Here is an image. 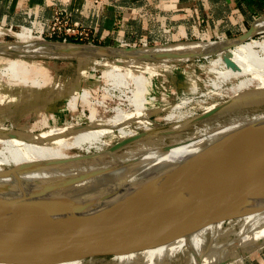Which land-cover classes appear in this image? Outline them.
<instances>
[{"label": "bare ground", "instance_id": "1", "mask_svg": "<svg viewBox=\"0 0 264 264\" xmlns=\"http://www.w3.org/2000/svg\"><path fill=\"white\" fill-rule=\"evenodd\" d=\"M3 30L0 29V34ZM263 30L264 17L254 25L252 34ZM13 34L16 41L0 42V54L51 57L118 55L143 60L209 55L220 51L223 58L240 59L247 65H255L251 71L257 73L262 81L256 89H264V57L255 51L259 47L264 52V43L245 35L215 42L107 48L51 41L32 34L29 29ZM250 38L251 41H245L225 54L228 46ZM126 117L129 116H125L124 121L123 114H119L109 123H92L80 130L67 128L64 134L53 128L40 134L19 132L14 137L0 138L4 143L0 151V166H14L6 177L0 178V201L13 202L23 213L43 222L77 220L86 229L99 227L114 220L150 187L165 178L198 168L225 153L236 152L239 155L264 131V115H260L245 128L243 125L242 128L217 130L216 133H212L209 127L199 128L183 137L175 136L171 143H167L164 136L135 141L132 143L136 147L133 155H116L121 142L93 156L73 157L64 150V141L59 136L76 134L79 144L96 140L110 129L120 127L121 120L128 121ZM254 124L258 125L251 126ZM123 134L125 136V132ZM46 173L50 178L58 179H44ZM248 182L250 186L264 189V169L249 177ZM237 241L242 248L264 242V200L237 204L217 214L183 221L112 251L117 264H223L222 257ZM86 257L50 252L0 234V264H85Z\"/></svg>", "mask_w": 264, "mask_h": 264}, {"label": "rangeland", "instance_id": "2", "mask_svg": "<svg viewBox=\"0 0 264 264\" xmlns=\"http://www.w3.org/2000/svg\"><path fill=\"white\" fill-rule=\"evenodd\" d=\"M237 37L219 36L203 41L199 38L183 41L167 38L163 43L165 45L126 41L131 44L129 46L123 40L108 45L90 39L69 42L128 48L170 46L180 42H215ZM252 39L264 43V32L257 33ZM252 39L228 46L225 54ZM10 41H16V38L0 34V42ZM255 51L264 57L259 47ZM13 65L15 69L10 68ZM254 67L244 60L223 58L220 51L209 55L143 60L118 55L51 57L1 54L0 138L14 137L19 132L40 134L53 128L60 129L62 134L67 128L80 130L92 123H109L123 114L124 121L125 116H129L126 117L129 120H121L120 127L103 133L99 140H86L79 144L76 134L65 133L59 137L64 141V150L73 157L93 156L124 141L116 155H133L136 147L132 143L135 141L164 136L167 137L166 142L171 143L175 136L183 137L199 128L209 127L212 133L233 127L242 128L243 125L245 128L255 117L264 115V89H256L262 81L257 73L251 71ZM3 148L4 143L0 141V151ZM11 168L14 166L1 165L0 171ZM44 179L55 181L58 177L50 178L47 174ZM261 244L264 242L243 248L238 241L231 244L228 253L222 257L223 264L244 261L253 247ZM115 256L113 251L89 255L85 264H117Z\"/></svg>", "mask_w": 264, "mask_h": 264}, {"label": "water", "instance_id": "3", "mask_svg": "<svg viewBox=\"0 0 264 264\" xmlns=\"http://www.w3.org/2000/svg\"><path fill=\"white\" fill-rule=\"evenodd\" d=\"M252 30L244 33L246 38L255 35ZM262 169L264 131L239 155L225 153L198 168L165 178L114 220L99 227L86 229L77 220L43 222L23 213L13 202L0 201V234L63 255L102 254L183 221L264 200V189L248 182ZM10 171L0 172V178Z\"/></svg>", "mask_w": 264, "mask_h": 264}, {"label": "crops", "instance_id": "4", "mask_svg": "<svg viewBox=\"0 0 264 264\" xmlns=\"http://www.w3.org/2000/svg\"><path fill=\"white\" fill-rule=\"evenodd\" d=\"M56 8L79 20L89 39L101 45L116 40L163 44L167 38L237 37L264 17V0H103L102 5L92 0H0L2 34L15 38V30H30L21 27L30 26L31 20L50 19ZM63 38L57 34L53 39ZM238 264H264V244L253 247Z\"/></svg>", "mask_w": 264, "mask_h": 264}, {"label": "built area", "instance_id": "5", "mask_svg": "<svg viewBox=\"0 0 264 264\" xmlns=\"http://www.w3.org/2000/svg\"><path fill=\"white\" fill-rule=\"evenodd\" d=\"M95 4L102 5L103 0H92ZM76 12H81L79 8ZM30 16V14H29ZM30 26H22L21 29L30 28L32 33L38 34L42 37L53 39L55 35L62 34L64 36L63 42H69V38H73L74 42H79L84 39H89L88 33L85 31L82 23L79 20L73 19V16L68 12L56 8L50 19L31 20ZM127 45L130 43L123 40ZM147 43H144L146 45Z\"/></svg>", "mask_w": 264, "mask_h": 264}, {"label": "trees", "instance_id": "6", "mask_svg": "<svg viewBox=\"0 0 264 264\" xmlns=\"http://www.w3.org/2000/svg\"><path fill=\"white\" fill-rule=\"evenodd\" d=\"M70 41H75L74 39H71Z\"/></svg>", "mask_w": 264, "mask_h": 264}]
</instances>
